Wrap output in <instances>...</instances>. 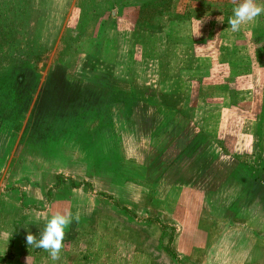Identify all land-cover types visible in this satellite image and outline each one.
<instances>
[{
    "label": "rangeland",
    "instance_id": "374dc122",
    "mask_svg": "<svg viewBox=\"0 0 264 264\" xmlns=\"http://www.w3.org/2000/svg\"><path fill=\"white\" fill-rule=\"evenodd\" d=\"M239 2L0 0V264H264V14L233 32ZM62 183L89 203L52 260L26 236Z\"/></svg>",
    "mask_w": 264,
    "mask_h": 264
},
{
    "label": "clouds",
    "instance_id": "9594fccd",
    "mask_svg": "<svg viewBox=\"0 0 264 264\" xmlns=\"http://www.w3.org/2000/svg\"><path fill=\"white\" fill-rule=\"evenodd\" d=\"M261 14H264V5L258 4L256 0H240L233 8V15L228 20L231 31L238 32L241 26L254 21ZM73 220L79 222L80 214L75 215L70 210L55 212L48 219L39 238L29 232L26 236L28 247H34L48 252L52 260H58L63 248L66 236V229L72 224Z\"/></svg>",
    "mask_w": 264,
    "mask_h": 264
},
{
    "label": "crops",
    "instance_id": "0c3cea01",
    "mask_svg": "<svg viewBox=\"0 0 264 264\" xmlns=\"http://www.w3.org/2000/svg\"><path fill=\"white\" fill-rule=\"evenodd\" d=\"M37 157L33 161L32 164H30L27 167V171L25 172V176L29 177V174H31V177L35 178V181L32 183L34 186L35 193H32L35 197L38 198V153L36 152ZM56 178V176H55ZM64 183L60 184L58 188H54L52 190L45 191V195L49 199L47 200L48 203V211L50 210V215H53L55 212L60 211L63 212L64 210L71 209V212L76 214L77 212L82 213L85 212V208L88 207L89 199L88 194L84 189L81 188H75L72 187L70 190L69 188L64 187ZM42 187V184L40 185ZM62 188V189H61ZM65 188L66 191H63ZM47 209L44 212H48ZM73 214V215H74ZM36 215L38 218V210L36 211Z\"/></svg>",
    "mask_w": 264,
    "mask_h": 264
},
{
    "label": "trees",
    "instance_id": "16d2710c",
    "mask_svg": "<svg viewBox=\"0 0 264 264\" xmlns=\"http://www.w3.org/2000/svg\"><path fill=\"white\" fill-rule=\"evenodd\" d=\"M135 48H136V43L134 44V43H130L129 44V55H128V59H129V62L133 59V55H134V53H135ZM137 49V48H136ZM137 51H138V49H137ZM136 53H138V52H136ZM7 71L8 70H6V73H7ZM5 73V74H6ZM9 73H11V70H9V72L7 73V74H9ZM22 75L21 74H18L16 77H15V82L17 81V82H19L21 79H22ZM12 79H11V74H10V77H9V81H11ZM43 230H38V232H36V233H34L33 235H36L37 236V238H39V235H40V233L42 232ZM37 249H35V251H36Z\"/></svg>",
    "mask_w": 264,
    "mask_h": 264
}]
</instances>
